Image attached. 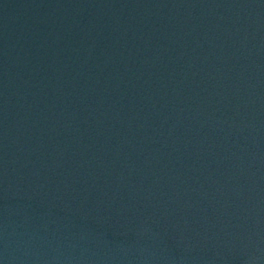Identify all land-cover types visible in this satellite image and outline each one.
<instances>
[{"label":"water","instance_id":"1","mask_svg":"<svg viewBox=\"0 0 264 264\" xmlns=\"http://www.w3.org/2000/svg\"><path fill=\"white\" fill-rule=\"evenodd\" d=\"M0 264H264V0H0Z\"/></svg>","mask_w":264,"mask_h":264}]
</instances>
